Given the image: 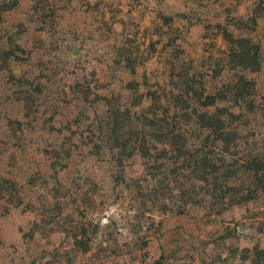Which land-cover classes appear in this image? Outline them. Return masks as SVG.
Wrapping results in <instances>:
<instances>
[{
  "label": "rangeland",
  "instance_id": "rangeland-1",
  "mask_svg": "<svg viewBox=\"0 0 264 264\" xmlns=\"http://www.w3.org/2000/svg\"><path fill=\"white\" fill-rule=\"evenodd\" d=\"M254 47L257 65L239 55ZM166 132L181 159L137 151L145 136L159 154ZM202 155L254 186L264 0H0V264H251L264 185L219 214L170 198L202 186Z\"/></svg>",
  "mask_w": 264,
  "mask_h": 264
},
{
  "label": "trees",
  "instance_id": "trees-1",
  "mask_svg": "<svg viewBox=\"0 0 264 264\" xmlns=\"http://www.w3.org/2000/svg\"><path fill=\"white\" fill-rule=\"evenodd\" d=\"M238 43H248V41L242 39L238 40ZM256 50L257 49L255 47L253 51H248L242 48L241 52H239V55L253 60L252 63L254 65H257ZM214 99V96H206L204 102L205 106L213 105ZM200 119L204 122L202 127L209 129L207 131L211 133L212 137L220 141V143H223L224 146H226L228 143V137L234 135L231 130H224L225 123L223 122V120H220L215 115L207 117V115L203 114L200 116ZM124 136V134H121L116 139V141L118 139H121V144L118 146L121 150L125 149L126 144L129 143L128 141L122 140ZM162 137L168 143V148H162L159 154L151 156V148H149L145 144V136H141L137 151H141L142 156L145 157L147 160H155L158 156L159 158L161 157L165 160H170V157L172 156H176V159H181V157H183V154L181 153L182 148H176L174 146V142H176V139L180 137V135L173 132H166L162 134ZM195 162L198 163V166L196 170L197 173L195 174V178L193 179L196 182L198 181L202 183V186H196L191 184L193 194H189L188 196L185 194V192H183V188H181L180 190L178 189V195H176L177 190H175L176 192H174V194L172 193L170 197L174 204L181 203V205H184L190 203L197 205L205 203L206 196L211 199L208 201V206L211 209H214L215 213L219 214L227 210L231 206L241 205L255 199L258 189H261V187L264 185V162L258 163L251 161V163L249 162V164H247V171H249L253 177L254 186L252 188H247L246 190H243V188L240 186L231 185L229 183L231 176H226V172L228 171L226 170L223 163L216 164L215 161L211 160L207 155L200 156V158H198ZM182 169L183 166H180L179 168H175V170L169 168L168 171L169 173L175 174L176 171ZM180 207L181 206H176V209H181ZM178 212L182 214V210H178ZM79 243L82 244V242ZM251 264H264V249H261L259 247H255L253 249L251 254Z\"/></svg>",
  "mask_w": 264,
  "mask_h": 264
}]
</instances>
